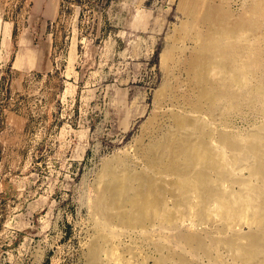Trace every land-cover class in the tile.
<instances>
[{
  "label": "rangeland",
  "instance_id": "rangeland-1",
  "mask_svg": "<svg viewBox=\"0 0 264 264\" xmlns=\"http://www.w3.org/2000/svg\"><path fill=\"white\" fill-rule=\"evenodd\" d=\"M247 1L215 0L232 16L243 12ZM178 2L0 0V264H92L88 242L99 215L90 204L105 162L118 156L134 170L146 168L142 148L176 129L166 109L186 106L179 92L188 89L187 69L161 60L185 19ZM191 44L185 43L182 57ZM209 120L216 134L210 142L219 146V129L245 133L263 122L264 114L243 106ZM233 171L247 176L246 169ZM156 175L165 186L173 177ZM230 181L223 186L239 188ZM167 188L163 201L172 209L174 197ZM184 215L177 227L154 220L127 228L114 250L131 254L133 264H154L167 251L166 264L179 263L182 250L201 264H241L221 245L205 256L177 243V228L191 224L221 234L216 218L211 224ZM241 229L247 231L248 224ZM157 239L165 243L160 253Z\"/></svg>",
  "mask_w": 264,
  "mask_h": 264
},
{
  "label": "bare ground",
  "instance_id": "bare-ground-1",
  "mask_svg": "<svg viewBox=\"0 0 264 264\" xmlns=\"http://www.w3.org/2000/svg\"><path fill=\"white\" fill-rule=\"evenodd\" d=\"M224 1L226 4L227 0ZM178 3L185 19L172 44L161 53V60L187 69L189 82H183L188 89L179 92L186 106L183 110L165 108L170 110L168 114L176 129L163 132L162 137L142 148L146 168L134 170L118 156L105 162L90 204L99 215L94 220L95 234L87 241L92 264H133L131 254L126 257L114 250L113 243L127 228H141L154 220L177 227L184 214L211 224L216 218L215 229L221 232L212 235L209 230L199 231L193 224L177 228L173 234L175 241L185 243L192 253L210 255L214 247L221 245L232 251L241 264H264V121L245 133L225 131L222 127L217 132L219 146H213L210 139L214 137H209L214 133L209 120L214 115L225 117L243 106L264 114V0H248L243 12L236 16L215 0ZM187 41L192 44L182 57ZM175 79L179 84V78ZM233 169H246L247 176L236 175ZM161 172L173 175L168 186L156 175ZM250 177H255L256 182ZM226 180L233 181L231 185L237 182L239 188L224 187ZM165 188L172 191V209L164 204ZM111 223L123 228H112ZM244 224L249 226L247 231L241 229ZM145 235L148 237L149 233ZM163 241L156 240L157 252L164 248ZM169 252L156 257L154 264H166L171 257ZM181 252H177L180 261L175 264H201L197 259L189 261Z\"/></svg>",
  "mask_w": 264,
  "mask_h": 264
}]
</instances>
